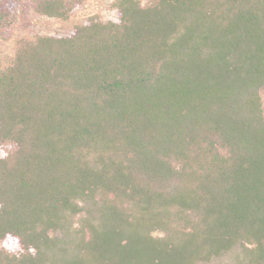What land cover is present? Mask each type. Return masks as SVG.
Wrapping results in <instances>:
<instances>
[{
	"label": "trees",
	"instance_id": "trees-1",
	"mask_svg": "<svg viewBox=\"0 0 264 264\" xmlns=\"http://www.w3.org/2000/svg\"><path fill=\"white\" fill-rule=\"evenodd\" d=\"M0 0V264H264V0Z\"/></svg>",
	"mask_w": 264,
	"mask_h": 264
},
{
	"label": "rangeland",
	"instance_id": "rangeland-1",
	"mask_svg": "<svg viewBox=\"0 0 264 264\" xmlns=\"http://www.w3.org/2000/svg\"><path fill=\"white\" fill-rule=\"evenodd\" d=\"M115 1L89 0L76 10L68 21L30 12L24 16L22 23L15 32L50 35L64 34L70 32L76 24L85 23L92 15H99L105 20L118 21L120 13L114 7Z\"/></svg>",
	"mask_w": 264,
	"mask_h": 264
}]
</instances>
